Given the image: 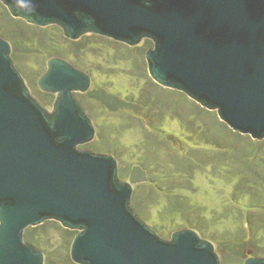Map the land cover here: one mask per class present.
<instances>
[{"label": "water", "instance_id": "obj_1", "mask_svg": "<svg viewBox=\"0 0 264 264\" xmlns=\"http://www.w3.org/2000/svg\"><path fill=\"white\" fill-rule=\"evenodd\" d=\"M0 1L36 25H61L71 40L88 32L129 46L151 39L146 60L156 83L216 110L232 131L264 140V0ZM11 53L0 38V264H45L25 232L50 220L77 231L74 264H221L196 231L165 240L132 211L146 171L136 166L123 182L113 156L79 150L96 136L74 98L89 91L90 77L50 59L38 81L56 96L49 113ZM248 255L245 264H264Z\"/></svg>", "mask_w": 264, "mask_h": 264}, {"label": "rangeland", "instance_id": "obj_2", "mask_svg": "<svg viewBox=\"0 0 264 264\" xmlns=\"http://www.w3.org/2000/svg\"><path fill=\"white\" fill-rule=\"evenodd\" d=\"M0 37L12 44L17 70L47 111L55 96L38 81L49 59L90 77L89 91L74 98L96 136L78 148L113 156L122 181L136 166L147 172L131 209L161 238L191 229L214 244L221 264H245L249 251L264 258V140L232 131L216 110L156 83L146 60L154 43L129 46L98 35L70 41L55 26L14 19L1 2ZM75 233L50 220L27 229L25 241L44 253L45 264H74Z\"/></svg>", "mask_w": 264, "mask_h": 264}, {"label": "flooded vegetation", "instance_id": "obj_3", "mask_svg": "<svg viewBox=\"0 0 264 264\" xmlns=\"http://www.w3.org/2000/svg\"><path fill=\"white\" fill-rule=\"evenodd\" d=\"M1 3H3L2 1H0ZM3 5L7 8V10H8V12L10 13V15L14 18V19H18V20H21V21H24V22H26L27 24H30V25H32V26H37V28L38 27H41V28H46V27H57V28H59L60 30H61V32H63V34H64V36L68 39V40H70V41H78V40H80L82 37H84L85 35H97V34H94V33H91V32H88V33H86L85 35H83L80 39H78V40H71V39H69L67 36H66V33H65V30H64V28L61 26V25H59V24H57V23H53V24H49V25H46V26H39V25H36V24H34L33 22H30L29 20H27L26 18H24V17H21V16H14L13 14H12V12H11V10L9 9V7L7 6V5H5L4 3H3ZM98 36H101V35H98ZM102 37H104V36H102ZM1 38V37H0ZM107 38V37H106ZM3 39V38H2ZM3 40H5V39H3ZM7 41V40H6ZM8 42V41H7ZM145 42H152L153 43V41L151 40V39H148V38H145V39H143L142 40V42H141V44L142 43H145ZM119 43H121V42H119ZM9 44L11 45V49H12V52H13V47H12V44L9 42ZM122 44H125V43H122ZM125 45H127V44H125ZM140 45V44H139ZM136 46H138V45H136ZM11 56H12V53H11ZM51 59H53V58H51ZM59 59H61V58H59ZM50 60V59H49ZM63 60V59H62ZM70 64V63H69ZM74 67V66H73ZM47 68H48V64H47ZM47 71V70H46ZM52 95V94H51ZM55 96V95H54ZM54 99H56V96H55V98ZM54 102H55V100H54ZM49 113H51L52 112V110L51 111H48ZM130 175H131V172H130ZM129 179H130V176H129V178H128V181H129ZM122 181V180H121ZM123 182H127V181H123ZM139 185V184H138ZM137 185V186H138ZM136 187V186H135ZM135 187H134V189H135Z\"/></svg>", "mask_w": 264, "mask_h": 264}, {"label": "clouds", "instance_id": "obj_4", "mask_svg": "<svg viewBox=\"0 0 264 264\" xmlns=\"http://www.w3.org/2000/svg\"><path fill=\"white\" fill-rule=\"evenodd\" d=\"M20 2H21V0H13V3H14V4H20ZM24 7L27 8L26 5H24Z\"/></svg>", "mask_w": 264, "mask_h": 264}, {"label": "trees", "instance_id": "obj_5", "mask_svg": "<svg viewBox=\"0 0 264 264\" xmlns=\"http://www.w3.org/2000/svg\"><path fill=\"white\" fill-rule=\"evenodd\" d=\"M42 226V225H41ZM69 232H70V230H69ZM75 236H76V233H75ZM27 238V237H26ZM27 242V241H26ZM28 243L29 244H31V245H33V244H35V243H33L31 240H28Z\"/></svg>", "mask_w": 264, "mask_h": 264}]
</instances>
